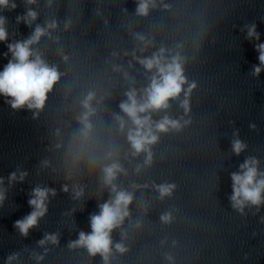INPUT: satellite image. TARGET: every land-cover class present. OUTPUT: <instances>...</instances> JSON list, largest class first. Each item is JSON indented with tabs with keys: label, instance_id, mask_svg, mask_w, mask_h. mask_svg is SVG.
<instances>
[{
	"label": "water",
	"instance_id": "1",
	"mask_svg": "<svg viewBox=\"0 0 264 264\" xmlns=\"http://www.w3.org/2000/svg\"><path fill=\"white\" fill-rule=\"evenodd\" d=\"M11 2L17 4L15 10L0 8L7 19L8 42L26 39L37 24L57 21L51 38L42 37L33 47L63 75L35 117L26 107L12 109L0 95V157L71 145L80 127L76 121L82 111L80 101L89 91L106 96L92 117L93 143L126 139L113 116L123 115L119 103L129 88L142 89L149 83L146 70L131 53L150 56L161 47L186 57L184 87L193 82L196 87L187 115L179 107L183 92L179 100L169 101V109L153 113L154 120L169 115L190 121L179 131L160 133L159 138L264 131V70L259 76L252 74L253 66H259L254 50L258 42L246 39L245 27L255 24L259 42L264 43V0H163L169 7L151 9L148 16L136 15V0ZM156 3L160 5V0ZM29 7L38 13L37 20L31 26L18 24L16 17ZM136 33L152 42L143 53ZM7 51L0 42V71L11 58L4 56ZM113 65H121L123 71H113ZM123 72L134 80H126Z\"/></svg>",
	"mask_w": 264,
	"mask_h": 264
},
{
	"label": "clouds",
	"instance_id": "2",
	"mask_svg": "<svg viewBox=\"0 0 264 264\" xmlns=\"http://www.w3.org/2000/svg\"><path fill=\"white\" fill-rule=\"evenodd\" d=\"M37 0H26L27 5H36ZM163 6L168 8L160 0V5L156 0H136L135 13L139 16H148L151 9ZM0 8L15 10L17 4L10 0H0ZM126 11V9H125ZM100 13L97 12V15ZM38 18V13L31 7L27 8L25 14L18 15L16 22L25 23L31 26ZM7 19L0 15V42L6 44L8 51L4 53L5 57L11 56L3 71H0V95L6 98L12 109L19 110L27 108L33 111L34 117L43 111L49 93L59 82L63 73L58 70V66L50 65L43 54L33 46L38 44L42 37L51 38V33L57 28V21L45 22L44 26L37 24L33 32L23 40L9 41V32L6 28ZM69 23L65 24V30L68 29ZM246 39L255 40L258 43L254 45V50L258 53L259 66H253V75L259 76L264 70V43L260 41V33L256 30V25H246ZM144 47L140 48L141 53L145 52L151 40L146 39L139 33L134 34ZM177 47H181L177 45ZM116 55V53H113ZM127 55V53H126ZM133 59L146 70V77L149 83L142 89L135 87L129 88L125 93L126 99L119 103L120 114H114L113 119L118 125V131L126 134V140L130 145V152L125 154V159L139 157L144 154L143 164L136 166L138 174L142 168L150 166L152 163V146L158 143L160 133L170 131H179L190 121L184 120L183 116L173 118L169 115L162 116L159 120L153 119V113L166 111L170 107V100H179L181 93L184 99L179 101V107L187 115L190 111L189 97L192 90L196 87L193 82L188 85L187 78L184 74V64L186 57L179 51H173L161 47L158 51L153 52L150 56H137L134 50L131 53ZM63 60L67 62L68 57L64 56ZM129 66L132 64L129 62ZM113 71H123L121 65H113ZM151 73V75H147ZM126 80H134L127 72H123ZM110 95V93L108 94ZM106 96H99L95 91H89L80 101L81 113L76 117L80 125L78 135L75 141L70 145V164L72 167L77 166L81 161L87 160L92 166L96 165L101 157L93 149L94 124L92 117L96 116L100 107L104 104ZM254 127V125H253ZM59 129L56 134L59 135ZM238 136V133H234ZM57 148L61 145L57 144ZM246 145L236 138L232 141V151L239 155ZM103 159L110 161L101 166V184L108 190L109 198L103 203H98L99 211L90 215L91 232L80 231L78 239L70 243V247L85 248L89 255L96 256L99 254L104 264H109V258L112 254L113 239L112 232L122 228L126 219L131 218L130 205L134 200V192L117 185L121 174L127 175V169L120 162L119 153L107 151ZM45 166L48 161L43 162ZM259 161L250 157L240 165V170L231 174L232 194L229 197L231 206L243 213L246 206H260L264 203V173L258 171ZM28 175L26 171L13 172L8 177V183L23 182ZM72 178V168L68 170L65 179ZM4 178H0V186L4 185ZM133 189L148 187V185L132 184ZM159 193V198L171 196L175 188L174 184L163 183L153 185ZM62 191L68 192V184L62 185ZM6 189L0 187V204L5 200ZM74 198H80L83 195V188L78 185L73 186ZM55 196L54 188L36 186L32 189L28 204L32 211L23 219L17 220L14 227L19 230L20 234L27 236L29 230L38 225V221L44 217L47 212V202L49 196ZM161 221L170 223L172 216L170 213L161 215ZM139 227V225H137ZM123 238V233L121 234ZM51 242L58 243V235L45 234L44 239L39 244ZM115 250L123 254L127 248L123 243H115ZM43 257H38L42 259ZM18 259V254H13L7 258V264H13ZM167 259L173 262V258L168 256Z\"/></svg>",
	"mask_w": 264,
	"mask_h": 264
}]
</instances>
